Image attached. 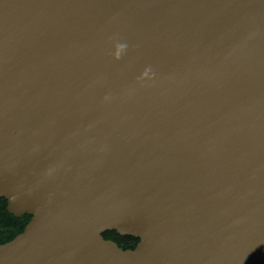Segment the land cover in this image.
<instances>
[{"label": "water", "instance_id": "95a60500", "mask_svg": "<svg viewBox=\"0 0 264 264\" xmlns=\"http://www.w3.org/2000/svg\"><path fill=\"white\" fill-rule=\"evenodd\" d=\"M0 198V264H264V0H0Z\"/></svg>", "mask_w": 264, "mask_h": 264}, {"label": "trees", "instance_id": "16d2710c", "mask_svg": "<svg viewBox=\"0 0 264 264\" xmlns=\"http://www.w3.org/2000/svg\"><path fill=\"white\" fill-rule=\"evenodd\" d=\"M31 217L29 215L16 216L7 210V201L0 198V244L6 243L21 233ZM105 239L115 241L123 249L135 248L138 239L133 236H122L115 231L103 233Z\"/></svg>", "mask_w": 264, "mask_h": 264}, {"label": "flooded vegetation", "instance_id": "af4514ba", "mask_svg": "<svg viewBox=\"0 0 264 264\" xmlns=\"http://www.w3.org/2000/svg\"><path fill=\"white\" fill-rule=\"evenodd\" d=\"M135 245H137V243H135Z\"/></svg>", "mask_w": 264, "mask_h": 264}]
</instances>
